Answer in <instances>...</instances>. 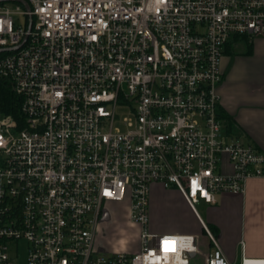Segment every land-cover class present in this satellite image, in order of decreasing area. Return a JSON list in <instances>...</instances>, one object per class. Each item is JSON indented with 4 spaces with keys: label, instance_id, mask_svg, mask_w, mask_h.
I'll list each match as a JSON object with an SVG mask.
<instances>
[{
    "label": "built area",
    "instance_id": "2783aa9c",
    "mask_svg": "<svg viewBox=\"0 0 264 264\" xmlns=\"http://www.w3.org/2000/svg\"><path fill=\"white\" fill-rule=\"evenodd\" d=\"M26 1H0V77L23 114L0 116V264H236L196 204L264 180L218 89L229 44L264 35V0ZM118 106L131 111L117 126ZM155 182L181 191L212 251L200 233L151 230ZM125 201L139 250L101 253L103 208Z\"/></svg>",
    "mask_w": 264,
    "mask_h": 264
},
{
    "label": "crops",
    "instance_id": "0c3cea01",
    "mask_svg": "<svg viewBox=\"0 0 264 264\" xmlns=\"http://www.w3.org/2000/svg\"><path fill=\"white\" fill-rule=\"evenodd\" d=\"M241 40L243 39L237 38L229 44L221 61L224 72L223 81L218 88L221 109L233 122L230 132L224 119L225 129L238 136L244 143L253 144L264 152V35L252 40L250 51L247 45L246 49L232 53L231 45ZM223 170H231L227 155L223 158ZM172 198L183 204L181 212H171L169 202ZM204 203L206 217H201L218 238L229 260L236 264H240L243 257L264 260V180L262 178L248 179L246 191L242 194L221 192L217 194L215 203ZM150 204L155 206V210L159 211V207L162 208V216L167 213L177 214L181 219L185 217L194 222L183 225H156L154 228L151 227L152 231L200 233L202 248L207 252L212 251L213 247L202 230L197 214L181 191L175 187L166 188L161 183L155 182L151 186ZM100 225L99 222L98 226ZM97 228L96 246L99 249H103V246L108 248L101 239L102 234H99L100 227ZM109 250L117 252V249L111 245ZM137 250L139 248L135 251Z\"/></svg>",
    "mask_w": 264,
    "mask_h": 264
},
{
    "label": "rangeland",
    "instance_id": "374dc122",
    "mask_svg": "<svg viewBox=\"0 0 264 264\" xmlns=\"http://www.w3.org/2000/svg\"><path fill=\"white\" fill-rule=\"evenodd\" d=\"M16 20H21L22 18L19 15H15ZM247 43L244 40L238 41L231 45L232 53H236L242 51L244 48L246 49ZM131 109L128 106H118L116 108V120L114 122L115 125H120L123 122V119L130 114ZM3 115L0 113V116ZM174 188V187H170ZM169 202V201H168ZM170 203V204H169ZM169 206L171 212H181L183 204L179 203L176 199H171L169 202ZM154 207V208H153ZM196 208L202 217H206L205 214V203L203 201L196 204ZM150 228L156 225H170V224H193L187 219H181V217L177 214L167 213L165 216L161 215L162 208L159 207V211L155 210V206L150 204ZM177 213V212H176ZM157 214V215H156ZM100 227L99 234H102L101 239L108 246L106 248L103 246V249L100 248V252L104 254L112 253L109 250L110 245L117 249L116 251H135L139 248V231L140 227L138 224L134 223L129 216V207L128 203L125 202H117V203H109L105 205L103 208V214L100 218ZM98 229V228H97ZM152 229V228H151ZM20 251L22 256L25 255L26 251V242H20ZM23 261V260H22ZM193 264H202L203 259L197 257L193 258Z\"/></svg>",
    "mask_w": 264,
    "mask_h": 264
},
{
    "label": "trees",
    "instance_id": "16d2710c",
    "mask_svg": "<svg viewBox=\"0 0 264 264\" xmlns=\"http://www.w3.org/2000/svg\"><path fill=\"white\" fill-rule=\"evenodd\" d=\"M246 41L248 50H251V42L249 38H241ZM22 98L16 93L13 83L4 77H0V113L6 116H11L16 119H22L23 114L21 111ZM220 116L225 119L228 130L231 132L233 122L229 116H227L220 107Z\"/></svg>",
    "mask_w": 264,
    "mask_h": 264
},
{
    "label": "water",
    "instance_id": "95a60500",
    "mask_svg": "<svg viewBox=\"0 0 264 264\" xmlns=\"http://www.w3.org/2000/svg\"><path fill=\"white\" fill-rule=\"evenodd\" d=\"M0 1H3V0H0ZM17 1H20V2L24 3L28 7V3H27L26 0H17ZM8 49H12V48H0V52L3 51V50H8Z\"/></svg>",
    "mask_w": 264,
    "mask_h": 264
},
{
    "label": "snow or ice",
    "instance_id": "6c2138e0",
    "mask_svg": "<svg viewBox=\"0 0 264 264\" xmlns=\"http://www.w3.org/2000/svg\"><path fill=\"white\" fill-rule=\"evenodd\" d=\"M194 183H195V182H194ZM168 245H169V241H168L167 239H165V241H164V250H165V251L173 250V249H170V248L168 247Z\"/></svg>",
    "mask_w": 264,
    "mask_h": 264
},
{
    "label": "bare ground",
    "instance_id": "6f19581e",
    "mask_svg": "<svg viewBox=\"0 0 264 264\" xmlns=\"http://www.w3.org/2000/svg\"><path fill=\"white\" fill-rule=\"evenodd\" d=\"M262 264H264V262H262Z\"/></svg>",
    "mask_w": 264,
    "mask_h": 264
}]
</instances>
